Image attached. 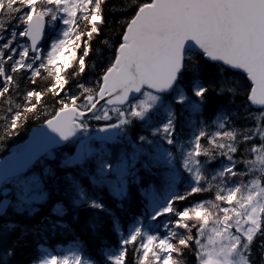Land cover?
I'll return each instance as SVG.
<instances>
[{"label":"snow or ice","instance_id":"6c2138e0","mask_svg":"<svg viewBox=\"0 0 264 264\" xmlns=\"http://www.w3.org/2000/svg\"><path fill=\"white\" fill-rule=\"evenodd\" d=\"M106 10L0 0V264H264V0Z\"/></svg>","mask_w":264,"mask_h":264},{"label":"trees","instance_id":"16d2710c","mask_svg":"<svg viewBox=\"0 0 264 264\" xmlns=\"http://www.w3.org/2000/svg\"><path fill=\"white\" fill-rule=\"evenodd\" d=\"M130 0H108V7H115L117 11L109 13L106 10V18L110 21V24L107 28L103 30L104 34L108 37H111L112 40H115L117 38V33L122 30L120 24L118 23L121 21L124 16L119 9L123 8L125 5L129 4ZM104 37H97L96 39L93 40L92 42V47L93 49H100L103 52L104 57H107L109 53L107 50L104 49V46L102 45V39ZM96 61L99 64V58L95 55H91L90 58H86V63L88 64V68H86V74L87 76L91 77L94 76V73L91 71V65L92 63ZM99 70V67L98 69ZM40 87H44L47 85V81L40 80L38 81ZM73 82L70 81L69 85H71ZM45 102L51 104L52 103V98L51 97H45ZM215 106V101L210 98L209 100V105L207 107V112L208 114H211L213 108ZM255 110V109H252ZM43 123V118L40 120H35V119H29L28 123L25 125V127L21 130L19 138L13 137L11 140H8L6 142V145L3 149H0V158H3L5 155H7V150L10 148H13L16 144H20L21 142H24L27 138L30 132L37 126L42 125ZM4 127L5 124L3 121H0V135H3L4 132ZM182 190V189H181ZM142 195V194H141ZM141 195L137 196V200L141 198ZM208 199L211 198L209 194L204 193V194H197L195 199ZM30 239V238H29ZM58 243H60L58 241ZM33 255V251L31 247L28 248H21L18 252L17 255V262L18 264H28V261L30 260L31 256ZM184 259L187 261V264H192V256L189 253H185Z\"/></svg>","mask_w":264,"mask_h":264},{"label":"water","instance_id":"95a60500","mask_svg":"<svg viewBox=\"0 0 264 264\" xmlns=\"http://www.w3.org/2000/svg\"><path fill=\"white\" fill-rule=\"evenodd\" d=\"M39 127H40V126L34 128V129L31 131V133H30V135H29V137H28L27 140H29V139L31 138V136L33 135L34 130L38 129ZM27 140H26V141H27ZM22 144H23V143H22Z\"/></svg>","mask_w":264,"mask_h":264}]
</instances>
